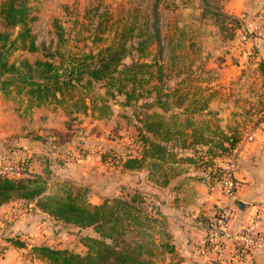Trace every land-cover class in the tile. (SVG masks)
Masks as SVG:
<instances>
[{"label": "rangeland", "instance_id": "rangeland-1", "mask_svg": "<svg viewBox=\"0 0 264 264\" xmlns=\"http://www.w3.org/2000/svg\"><path fill=\"white\" fill-rule=\"evenodd\" d=\"M28 2L31 7L29 24L38 37V44H46L49 52L59 53V58L62 54L68 60L74 59L111 46L119 50L125 48L115 72L114 85L110 87V82L104 80L95 82L88 90L90 109L86 113H69L68 110H72L69 105L75 99L66 105L51 102L32 106L26 94L14 91L7 96L0 90V157L9 155L14 160L28 159L32 172L23 178H45L48 194L65 195L68 189L82 191V196L91 205H101L106 199L113 205L114 199L136 197L139 208L129 219L125 217L122 205H116L119 211L123 208L120 217L124 218L122 223L129 227L124 238L143 241L153 252L150 258L159 264H185L188 256L174 240L184 238V232L173 227L178 223V210L181 208L177 199L169 200L162 194L163 176L173 166L164 168L162 163L164 160L174 162L184 157L193 158V155L180 156L179 148L183 146L177 144L178 131L183 130L184 124L186 128L195 124L194 119L191 125L187 119L184 122V114L193 118L194 113L209 106L214 96H218L215 98L217 108H223L225 105L220 100L229 98L224 86L216 88L218 84H200L207 77H214L212 70L199 69L198 64L207 55L203 52L210 54L209 50H204L205 37L212 31L210 22L188 23L189 27L184 28L179 19L184 14L178 0ZM1 29L15 37L21 28H8L1 24ZM61 34L63 39L59 37ZM233 34L228 31L222 37ZM218 45L222 47L223 44ZM25 58L35 61L44 55L41 50L34 53L16 49L11 53L13 61ZM89 62L93 64V61ZM129 70L131 73L139 72L136 81L129 79L132 78V74L127 73ZM134 91L135 98L129 102L127 93ZM83 93L77 91L76 99ZM157 114L166 116L165 126L173 146L166 150L164 158L160 154L156 157L160 160L141 159L150 149L143 136L147 122ZM217 122L218 118L197 123L202 132H205V127L212 126L202 139L217 141L213 145L214 154H219L215 156L236 155L239 166L240 148L229 144L221 146L225 138L219 133ZM233 135L238 139L245 136L241 130ZM198 152L196 148L194 156L198 157ZM130 155L141 159V167L128 169L124 166ZM211 164L216 166L214 162ZM257 203L250 202L249 205ZM5 204L0 212V256L6 248L3 243L15 245L7 243L9 239L23 241L27 247L19 254V264H51L37 256L33 250L36 245L86 255L88 247L84 238H101L94 226L81 227L58 220L42 212L35 202L14 198ZM169 208H174L172 213ZM230 255L231 248L220 256L221 261L211 260L215 254L210 253L208 259L203 258L202 264H232L228 262ZM191 260L187 264H198L197 258ZM238 263L264 264V249Z\"/></svg>", "mask_w": 264, "mask_h": 264}, {"label": "trees", "instance_id": "trees-1", "mask_svg": "<svg viewBox=\"0 0 264 264\" xmlns=\"http://www.w3.org/2000/svg\"><path fill=\"white\" fill-rule=\"evenodd\" d=\"M205 11L210 12L223 29L226 28V24H231L234 29L240 24L238 18L224 14L217 7L205 5ZM30 16L31 7L28 0H0V90L7 96L14 91L18 94H26L32 106L51 102L66 105L75 99L69 105L72 108L68 110L69 113L76 111L86 113L90 109L88 90L95 82L104 80L110 82V87L114 85L117 78L115 72L121 64L122 51L125 47L119 50L111 46L97 53L84 54L69 60L62 54L59 58V53L49 52L46 44H38V37L29 24ZM1 24L8 28L18 26L21 29L13 37V33L1 29ZM59 37L63 39L64 35L61 34ZM16 49L34 53L41 50L44 58L35 61L26 58L13 61L11 53ZM89 60L93 61V64ZM144 66L146 65H142ZM127 73H131L130 70ZM131 74L132 78L129 79L136 81L139 72ZM123 89L124 85L121 90ZM77 91L79 94L83 91L85 93L76 99ZM126 98L129 102L132 101L135 98V91L127 93ZM94 110L97 108L95 107ZM186 119L191 125L193 118ZM165 123L166 116L162 114H157L150 122H147V130L143 136L145 145L150 149H147L141 159L150 157L160 160L156 159L159 154L161 158H164L166 150H171L168 138L170 133ZM235 143L236 140H232V144L235 145ZM211 154L215 156L219 153L214 154L213 150ZM141 159L130 155L124 162V166L128 169L141 167ZM47 185V180L41 176L19 179L0 176V205L14 198L32 201L42 212L58 220L81 227L94 226L101 238H84V243L88 247L86 255L74 253L68 249L36 245L33 250L40 259L51 264H159L150 258L153 252L143 241L124 238L129 227L122 223L124 218L120 217V214L124 208L125 217L130 218L131 214L139 208L136 197L130 200L114 199L113 205L110 204L109 199L101 205H91L82 196V191L74 192L68 189L65 195L48 194ZM118 204L123 207L121 211L116 208ZM9 241L21 247L26 245L23 241L14 239Z\"/></svg>", "mask_w": 264, "mask_h": 264}, {"label": "crops", "instance_id": "crops-1", "mask_svg": "<svg viewBox=\"0 0 264 264\" xmlns=\"http://www.w3.org/2000/svg\"><path fill=\"white\" fill-rule=\"evenodd\" d=\"M178 2L184 14L179 16L184 28L189 27L188 23L195 25L206 21L212 26L211 34L204 40V50H209L210 54L203 52L207 55L198 64L199 69L212 70L210 72L214 77L210 79L207 77L200 84L202 86L218 84L216 88L224 86L229 94L227 100H220L225 107L217 108L215 98L218 96H214L208 107L204 106L202 110L193 114L195 124L189 128L184 124L183 130L178 131L180 140L178 139L177 144L183 147L178 146L176 149L179 148L180 156L193 155V158L184 157L174 162L164 160L162 163L164 168L167 165L173 166L170 167L172 171L169 168L163 176L165 181L162 194L169 200L177 199L181 208L178 210V223L173 224V227L181 232L183 230L184 238H174V240L181 247L183 254L188 256L185 264L189 263L190 259L191 262L194 261L195 258L198 264H202L203 258L207 259L203 250L207 233L206 225L222 205L224 198L217 173L213 171L211 164L214 157L211 153L215 148L213 145L218 142L202 139L209 128L212 130V126L207 125L208 128L205 127V132H202V128H197L198 122H211L212 119L218 118V131L225 138L222 140L224 142L220 143L221 146L233 145L232 140H236L235 145H238L236 148H240L241 158L237 177L241 183L238 191L237 216L232 222L231 229L234 231L244 223L253 205H249L250 202L264 201V38L260 40L254 53L250 54L248 45L238 39L236 29L231 24H226V28L223 29L215 17L205 11V5L217 7L228 16L242 19L259 11L264 5V0H178ZM228 31L234 34L223 38V33ZM219 43L223 44L222 47H219ZM188 117L191 115L184 114V122ZM238 130L245 134L244 138L238 139V136L233 135ZM251 133L255 134L253 141L248 140L247 135ZM196 148L199 149L198 157L194 156ZM7 157L12 158L9 155ZM207 157L210 159L208 160ZM197 158L203 160L197 162ZM5 206L6 204L0 206V212ZM171 209L174 208H169L170 213H172ZM7 243L11 242L7 241ZM3 246L6 248L0 256V264H19L21 258L19 254L27 245L21 247L3 243ZM228 246L232 248V243ZM238 262L242 263L243 259L233 258L230 263Z\"/></svg>", "mask_w": 264, "mask_h": 264}, {"label": "built area", "instance_id": "built-area-1", "mask_svg": "<svg viewBox=\"0 0 264 264\" xmlns=\"http://www.w3.org/2000/svg\"><path fill=\"white\" fill-rule=\"evenodd\" d=\"M238 20L240 21L236 28L238 39L241 43L248 45L249 53L253 54L260 40L264 38V5L252 16H245ZM254 139V133L248 135L249 141ZM207 159L209 160L210 157ZM212 161L216 164V166L214 165L215 169L212 165V169L217 173L224 201L215 215L207 222L203 250L207 259L210 253H214L215 257H212L211 260L221 261L220 256L226 252L229 243H232L231 255L228 258L230 263L233 258L242 260L248 258L252 253L264 249V230L262 228L264 201L253 204L244 223L233 231L231 225L237 216L240 188L237 177L238 157L236 155L229 157L217 155L212 158ZM31 172L32 166L26 158L14 160L9 157H0V176L19 179L29 176Z\"/></svg>", "mask_w": 264, "mask_h": 264}]
</instances>
